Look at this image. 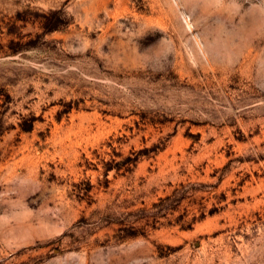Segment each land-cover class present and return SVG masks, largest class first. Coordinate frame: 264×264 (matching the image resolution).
<instances>
[{
    "label": "rangeland",
    "instance_id": "obj_1",
    "mask_svg": "<svg viewBox=\"0 0 264 264\" xmlns=\"http://www.w3.org/2000/svg\"><path fill=\"white\" fill-rule=\"evenodd\" d=\"M0 264H264V0H0Z\"/></svg>",
    "mask_w": 264,
    "mask_h": 264
}]
</instances>
